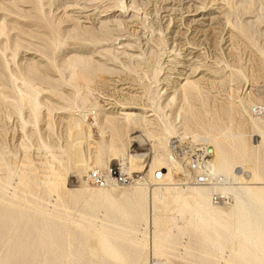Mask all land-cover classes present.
Masks as SVG:
<instances>
[{
  "label": "rangeland",
  "instance_id": "obj_1",
  "mask_svg": "<svg viewBox=\"0 0 264 264\" xmlns=\"http://www.w3.org/2000/svg\"><path fill=\"white\" fill-rule=\"evenodd\" d=\"M75 57L102 70L92 76L89 68L68 67ZM185 78L200 79L186 100L174 88L176 79ZM124 87L129 90L118 91ZM127 107L141 109L136 112L144 122L122 121ZM105 115L126 124L131 154H145L137 163L141 171L122 174L143 180L148 209L151 192L156 208L173 194L155 190L160 186L150 181L151 158L160 157L173 187H192L184 155L190 145L206 146L191 137L208 124L216 126L209 137L223 144H237L229 139L237 134L248 150L259 144L244 170L250 172L247 187L264 198V0H0V224L8 208L22 219L11 231L0 229V262L13 253L17 239L38 237L27 220L43 214L60 219L73 249L80 245L93 263L100 253L88 251L92 233L98 239L105 234L130 252L138 244L145 264H210L201 259L210 253L207 243L185 221L145 229L137 222L138 231L131 234L127 225L110 223L119 222L114 208L109 213L94 205L86 211L90 203L79 193L81 181L102 191L89 184L88 174L119 165L107 162L112 132L100 125ZM79 119L88 129L81 149H74L71 120ZM99 160L103 165L97 167ZM238 168L243 172L235 164L218 176L229 182ZM132 185L109 191L123 202L122 193ZM213 198L225 210L221 202L230 196ZM131 216L137 219L133 210L127 219ZM220 246L229 253L226 260L236 263L230 243Z\"/></svg>",
  "mask_w": 264,
  "mask_h": 264
},
{
  "label": "bare ground",
  "instance_id": "obj_2",
  "mask_svg": "<svg viewBox=\"0 0 264 264\" xmlns=\"http://www.w3.org/2000/svg\"><path fill=\"white\" fill-rule=\"evenodd\" d=\"M76 65L82 66L83 69H91L92 76H96V73L102 70L100 66L95 65L90 59L75 57L68 63V67L71 68H75ZM79 78L84 80L87 77L85 73L81 71L79 73ZM199 81L200 79H176L174 82V88L176 89L175 94L180 90L182 99L186 100L185 98L193 97L194 93L197 91ZM119 86L121 87L123 85ZM126 90H129V88L124 87L118 91L121 92ZM175 94L170 99L169 103L175 99ZM122 110L130 111L120 113V116L123 117L121 119L122 121L130 118L134 122L136 120L144 122L145 116L140 112H136L141 111V109L127 107L122 108ZM188 111L189 110H186L187 113ZM118 120L119 119L112 116L105 115L100 123V125L108 127L112 132V135L106 143L107 152L110 153V155L107 156V162L111 163L117 160L119 163V165H113L109 168L116 169L119 174L127 173L129 170H140L143 167H138L137 163L140 160L142 161L145 154H131L130 151H128L129 141L124 133L126 124ZM71 122L72 126L75 128H73L75 131L72 135L73 141L76 143L73 148L78 149L81 147L82 139L85 138L84 134L86 132L84 133V131L88 128L83 130L85 124H83L82 119L71 120ZM215 129V125L208 124L204 129L199 128L201 131L200 134H192L191 138H196V140L206 145L205 147L195 148L191 147L189 144L190 147L187 148L188 151L186 155H184L187 161L197 162L200 165V169L197 173L188 172L187 166L184 165V171L186 172L188 181L192 183V187H186L184 189L173 187L172 179L160 157L155 155V157L151 158L152 160H150L151 163L148 167V172L151 174L150 181L153 185L155 184L157 187L160 186L155 190L169 193L171 191L173 193L171 196L164 198L166 202L164 201L161 203L159 208H156L153 197L156 193L151 192L152 195H150L149 198L150 207L148 209L147 199L143 195L144 185L140 184L143 180L133 175L131 177L134 178V180L131 184L134 185L131 186V189L128 188L127 191L122 193L120 197L123 202H119L117 198L113 197L111 191H109L115 190L120 186H108L106 188L97 187L103 190L92 191L87 188L84 181L80 180L81 183L78 186L80 187L79 193L85 194L87 197L86 200L90 203L89 206L86 207V211H90L94 205L104 206L109 213L114 208L119 222L115 223L110 220V223L115 226L127 225L131 234L138 231L136 229L137 222H142V227L145 229L149 225L161 226L165 223H169L171 227H177L180 222L185 221L186 224L193 227L199 234V239L202 238L203 243H207L210 249V253L201 258L204 262L210 264H264V261L260 260V257H264V198L261 193L257 194L256 191L251 192L252 189L247 187L250 172L244 170L245 165L256 158L259 144L257 147L253 146L254 148L248 150L240 134L229 136L230 141L231 139H237V144H223L224 142L221 143L217 141V136L209 137L210 131H215ZM84 142L86 141L83 140V144ZM79 160L80 158L77 161ZM102 163V160L95 162L97 167L103 165ZM235 164L240 165L243 172L238 168L239 170L233 172V176L229 179V182L222 176H218L222 174L224 170L230 169L231 171V167ZM83 171H78V178L82 176ZM191 174H194V176L192 177ZM197 174L203 175L205 179L203 184L197 182ZM211 193L212 196H210ZM226 194L230 196V198L225 200ZM213 196H218V199L225 200L221 202V206H225V210H221L217 207L219 202H213L215 200ZM230 203L231 205H229ZM130 210L135 211L137 219L132 216V220L127 219V215H130ZM147 213L149 216H147ZM56 219V216L43 214L29 218L27 224L31 226L32 231L35 233L37 232L38 237L34 241H29L27 235L17 239L13 253L7 255L0 264H69L70 260H75L76 264H124L127 260L130 264H145L141 257L142 250L139 249L138 244L133 245V251L130 252L129 249L123 248L105 234H102L101 238L98 239L97 234L93 233L88 236L90 242H93L88 246V251L90 254L99 252L100 257L97 262H91L89 258L84 256V248L79 250L80 245H77L78 248L76 250L73 249V246L66 237L67 228L65 224L61 222L60 219ZM21 221L20 214L13 213L12 209L8 208L1 218L0 229L5 232L11 231ZM247 238L251 241V244L246 243L248 240ZM220 242L230 243V253L236 254L238 257L236 263L232 260H226L229 253L222 251L223 247L220 246ZM239 242H243L246 245H241ZM219 252L221 253L219 254ZM49 254L51 256L50 259L48 258ZM176 260L184 263H197L190 257L188 259L178 257ZM151 264L165 263L153 261Z\"/></svg>",
  "mask_w": 264,
  "mask_h": 264
},
{
  "label": "built area",
  "instance_id": "obj_3",
  "mask_svg": "<svg viewBox=\"0 0 264 264\" xmlns=\"http://www.w3.org/2000/svg\"><path fill=\"white\" fill-rule=\"evenodd\" d=\"M192 172H196L200 169V165L197 162L190 161L187 166ZM132 176V175H131ZM130 175L119 174L116 169L108 168L106 171H93L88 175L89 184L98 188H106L108 186H122L127 183H131L134 178ZM196 180L199 184H203L205 179L202 174L196 175Z\"/></svg>",
  "mask_w": 264,
  "mask_h": 264
}]
</instances>
